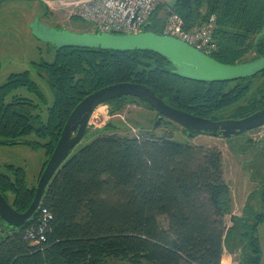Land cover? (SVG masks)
Instances as JSON below:
<instances>
[{"label": "trees", "instance_id": "obj_1", "mask_svg": "<svg viewBox=\"0 0 264 264\" xmlns=\"http://www.w3.org/2000/svg\"><path fill=\"white\" fill-rule=\"evenodd\" d=\"M167 1L150 16L148 30L162 33L165 17L159 13ZM171 9L186 29L214 16L217 48L210 56L216 61L238 64L264 56V0H177ZM51 52L43 66L52 92L45 121L33 100L18 95L6 100L25 87L44 101L28 70L12 72L0 84V145L42 147L37 181L69 113L87 94L109 84L141 83L168 105L212 120L242 118L264 106V70L229 81H197L174 74L163 55L145 49L51 46ZM103 104L111 114L127 104L154 110L130 95ZM89 129L84 136L94 137L62 161L35 215L18 227L0 218L11 230L0 239V264H220L226 238L237 227L239 263H260L264 189H259L261 212L246 204L241 215L232 214L218 147L184 144L154 129L134 136L116 134L111 123ZM30 135L35 139H27ZM5 167L0 192L23 212L37 183L29 185L22 167Z\"/></svg>", "mask_w": 264, "mask_h": 264}, {"label": "water", "instance_id": "obj_2", "mask_svg": "<svg viewBox=\"0 0 264 264\" xmlns=\"http://www.w3.org/2000/svg\"><path fill=\"white\" fill-rule=\"evenodd\" d=\"M176 1L169 0L166 5L172 8ZM148 25L146 23L144 29L138 33L113 34L98 30L75 32L69 29H55L34 19L30 29L35 38L51 44L55 50L63 47L150 50L163 55L170 62L174 74L191 80L229 81L253 76L264 70V56L244 63L223 64L180 39L148 30ZM263 33L264 26L260 34ZM128 95L145 101L157 112L153 127L165 118L179 124L189 136L205 133L233 138L264 123V106L242 118L212 120L168 105L157 97L152 89L141 83L126 81L106 85L83 97L69 113L56 145L38 178L33 199L27 209L23 212L16 211L0 192L1 220L10 226L18 227L34 216L46 185L71 149L84 136L89 119L97 106L109 99Z\"/></svg>", "mask_w": 264, "mask_h": 264}, {"label": "rangeland", "instance_id": "obj_3", "mask_svg": "<svg viewBox=\"0 0 264 264\" xmlns=\"http://www.w3.org/2000/svg\"><path fill=\"white\" fill-rule=\"evenodd\" d=\"M22 3H26V1L8 0L5 2V6L7 7L6 9L14 12L16 7ZM53 15V22L60 24L65 29L75 32L92 30L90 24L78 20L72 21V17H67V15L59 11L53 12ZM15 29L16 27L12 31L16 33ZM19 36L23 38L19 42L13 43L10 40L0 41V84L5 81L10 73L28 70L31 79L38 84L42 91L44 101H41L33 92L28 91L25 87L14 89L7 96L6 100H10L14 95L33 100L38 104L36 113L42 121H45L47 107L52 102V92L45 81V76L40 77L30 62V59H33L35 55L32 49V43L26 34H24V30H20ZM13 39L15 40L16 38L13 37ZM51 58L52 52H50L48 59ZM108 109L109 107L103 103L97 106L88 122L90 132L94 131L95 128H100L107 123H111L116 126L115 133L122 136H134L143 131H151L154 129L157 134L169 133L173 139L184 144L207 147L216 146L222 153L223 176L230 187L233 198L232 214L236 216L241 215L242 209L246 204L248 210L258 213L263 210L259 189L261 187L264 189V151L250 139L251 130H247L231 139L205 133H197L189 136L175 122L165 121L163 124L160 123L156 127H153L156 112L143 106L127 104L121 111L113 114L109 113ZM93 137L88 134L83 136L71 149L70 154L88 143ZM27 139L35 138L33 135H30ZM44 159L45 154L42 147L32 148L24 143L0 145V170L5 171L6 164L22 167L25 170L29 185L37 183L38 172ZM224 220L228 225L230 224L228 215L224 217ZM236 230L229 232L225 241V247L227 252L235 254V264H240V253L235 246V242L237 241L235 237ZM10 232V228L1 222L0 239ZM259 264H264L263 253Z\"/></svg>", "mask_w": 264, "mask_h": 264}, {"label": "built area", "instance_id": "obj_4", "mask_svg": "<svg viewBox=\"0 0 264 264\" xmlns=\"http://www.w3.org/2000/svg\"><path fill=\"white\" fill-rule=\"evenodd\" d=\"M48 10L67 17H77L92 26V30L113 34L138 33L144 29L158 6L166 0H38ZM165 17L162 33L180 39L210 55L217 48L213 37L215 18L186 29L182 17L167 5L160 11ZM250 139L264 151V123L251 130ZM45 212V209H42ZM31 238L34 234L31 231Z\"/></svg>", "mask_w": 264, "mask_h": 264}, {"label": "flooded vegetation", "instance_id": "obj_5", "mask_svg": "<svg viewBox=\"0 0 264 264\" xmlns=\"http://www.w3.org/2000/svg\"><path fill=\"white\" fill-rule=\"evenodd\" d=\"M6 1L8 0H0V41L4 42L5 40H10V42L13 43L19 42L20 39H23L21 38V36H19L20 30H24V34H26V36L32 43V49L35 55L33 59H30V62L35 67L36 73H38L40 77H43L44 75L46 78V73L44 72L43 66L47 61L50 60L48 58L51 52L52 45L35 38L31 33L30 24L34 21V19H37L38 23L51 26L55 29L65 28L60 24H56L53 22V13L45 9L44 5L38 0H16L21 2L26 1V3L19 4L14 12L10 9H6ZM14 27H16V33L12 31ZM13 37H15L16 39L14 40ZM52 48L54 50L53 46ZM163 120L169 121L165 118H163L162 121Z\"/></svg>", "mask_w": 264, "mask_h": 264}, {"label": "crops", "instance_id": "obj_6", "mask_svg": "<svg viewBox=\"0 0 264 264\" xmlns=\"http://www.w3.org/2000/svg\"><path fill=\"white\" fill-rule=\"evenodd\" d=\"M224 258H226L225 262H223ZM235 262H236L235 254L227 252L226 250H224V252L221 256L220 264H235Z\"/></svg>", "mask_w": 264, "mask_h": 264}, {"label": "bare ground", "instance_id": "obj_7", "mask_svg": "<svg viewBox=\"0 0 264 264\" xmlns=\"http://www.w3.org/2000/svg\"><path fill=\"white\" fill-rule=\"evenodd\" d=\"M225 261H226V258L223 259V262H225Z\"/></svg>", "mask_w": 264, "mask_h": 264}]
</instances>
